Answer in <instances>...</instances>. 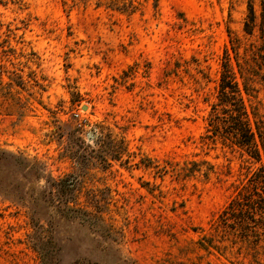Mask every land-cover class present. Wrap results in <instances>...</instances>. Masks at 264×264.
I'll return each instance as SVG.
<instances>
[{
  "label": "rangeland",
  "instance_id": "obj_1",
  "mask_svg": "<svg viewBox=\"0 0 264 264\" xmlns=\"http://www.w3.org/2000/svg\"><path fill=\"white\" fill-rule=\"evenodd\" d=\"M245 12L0 0V264H264L259 163L203 138L226 48L237 74L228 28L264 112Z\"/></svg>",
  "mask_w": 264,
  "mask_h": 264
},
{
  "label": "trees",
  "instance_id": "obj_2",
  "mask_svg": "<svg viewBox=\"0 0 264 264\" xmlns=\"http://www.w3.org/2000/svg\"><path fill=\"white\" fill-rule=\"evenodd\" d=\"M227 31L230 49L236 60L237 74L230 64V53L226 48L216 88V100L210 103L203 138L209 141L220 140L222 144L236 148L241 155H247L259 163L250 178L254 189H257L264 186V112H260L257 104L252 102V98L255 97L253 76L258 72L246 59L240 63L238 48L242 40L236 34H232L229 28ZM242 32L245 38L259 40L258 46L252 41L248 43L252 46L249 51L252 62L259 70H264V0H246ZM259 80L264 84L263 74H260ZM234 203L236 206L242 204L232 200L229 205L234 206ZM65 211L68 217H78L82 223L85 221L90 223L87 213L80 214L79 208L67 206ZM42 250L44 251L40 254L41 264H55V257L47 250Z\"/></svg>",
  "mask_w": 264,
  "mask_h": 264
},
{
  "label": "water",
  "instance_id": "obj_3",
  "mask_svg": "<svg viewBox=\"0 0 264 264\" xmlns=\"http://www.w3.org/2000/svg\"><path fill=\"white\" fill-rule=\"evenodd\" d=\"M83 108H85V106H83Z\"/></svg>",
  "mask_w": 264,
  "mask_h": 264
}]
</instances>
